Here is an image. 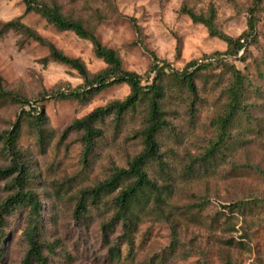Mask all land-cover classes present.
Instances as JSON below:
<instances>
[{"label": "rangeland", "instance_id": "374dc122", "mask_svg": "<svg viewBox=\"0 0 264 264\" xmlns=\"http://www.w3.org/2000/svg\"><path fill=\"white\" fill-rule=\"evenodd\" d=\"M55 1L64 15L93 29L103 45L118 53L123 69L138 73L143 84L152 77L149 68L154 56L159 65L167 62L173 70H182L192 60L226 49L224 41L180 12L185 0ZM186 2L196 12L207 13L213 6L216 28L230 36L248 28L253 0ZM24 9L23 0H0V22L22 15ZM254 16L255 38L246 45L244 60L227 58L197 74L195 118L188 114L187 92L162 76L161 107L169 123L157 135L163 164L150 162L146 171L165 199L157 206L151 199L147 211L142 210L130 244L122 238L120 223L112 229L110 243L102 236L101 224L114 214L118 190L106 196L100 207L89 210L84 220L74 218L73 210L81 189L107 178L114 167H125L142 149L140 131L147 101L119 121L108 117L101 126L103 136L85 159L80 133L70 131L62 137L64 129L94 108L124 99L129 87L113 85L86 102L55 98L57 91L82 82L78 73L50 59L47 47L17 32L0 35V88L29 101L0 100V133L11 127L22 110L40 107L46 117L43 144L37 140L31 118L24 115L17 145L29 173L26 188L40 201L38 232L48 264H264V0ZM21 21L65 55L81 59L90 73L104 68L90 41L72 31L57 30L35 12L23 15ZM232 66L247 79L246 102L253 117L240 116L221 154L207 167L199 166L202 161L191 159L203 154L215 137L212 119L226 103ZM10 163L0 143V169ZM13 191L10 178L0 175V203ZM240 200L248 202L241 210L224 207ZM30 215L25 205L5 216L0 264H21ZM173 226L179 246L172 256L167 249ZM111 244L117 246L119 256H111Z\"/></svg>", "mask_w": 264, "mask_h": 264}, {"label": "trees", "instance_id": "16d2710c", "mask_svg": "<svg viewBox=\"0 0 264 264\" xmlns=\"http://www.w3.org/2000/svg\"><path fill=\"white\" fill-rule=\"evenodd\" d=\"M186 1L181 5L180 12L186 14L193 23L204 25L210 36L224 41L226 49L224 51H215L205 56L204 60L201 61L192 60L182 70H173L167 62H162L159 65L156 56H154L149 68V73L152 74V77L147 84L142 83V78L138 73L123 69L118 53L114 49L103 45L93 29L86 26L82 20L64 15L62 8L55 0H23L25 9L22 15L6 22H0V35L8 31L17 32L24 38L31 39L47 47L50 59L62 63L78 73L82 80L78 86L67 91H57L53 97L86 102L100 91L113 85L123 83L129 87V93L124 99H116L104 106L96 107L81 118L72 121L64 129L62 137L70 131L80 133V140L84 147L83 157L85 159L93 151L96 141L103 136L101 126L108 117L113 116L116 121H119L128 112L135 110L141 102L147 101L145 122L140 131L142 149L127 162L125 167H114L107 178L93 186L81 189L76 197L73 217L78 220H84L89 210L100 207L102 200L106 196L118 190L113 198L115 212L107 222L101 224L103 240L106 243H110L109 235L117 223H120L122 238L126 243L130 244L132 242L131 233H133L141 218L142 210L147 211L150 200L153 199L156 206L164 202L165 198L162 191L146 171V166L150 162L163 164L157 135L169 123L165 120L161 107V102L165 96V88L161 80L162 76L169 77L179 88L187 92L189 95L188 114L190 118H195L198 100L195 81L197 74L214 64L225 61L227 58L236 59L238 57L244 60L242 55L246 52V45L250 44L255 38L256 19L254 12L261 0H253V6L248 10V28L236 37L230 36L216 28L213 6L209 7L207 13L196 12ZM30 12L39 14L57 30L72 31L78 37L90 41L95 55L105 63L104 68L98 72L90 73L81 59L65 55L53 43L47 41L35 30L25 25L21 18ZM135 28L137 32L140 31L138 26H135ZM239 53H241L240 56H238ZM230 73L231 79L225 88L226 103L221 113L212 119L215 127V137L209 141L203 154L191 159L193 162L202 161L199 166L205 163L207 167L209 162L213 161L218 154H221L228 140L233 137L232 130L240 116L245 117L247 120L253 117L250 110L251 104L246 102L248 89L246 77L241 70L234 66L231 67ZM0 100L29 103L28 100L19 97L17 94L1 88ZM22 112V115L18 117L9 129L0 133L2 148L11 159L8 167L0 169V175L6 178L9 177L10 184L14 189L13 193L0 203V258L3 255L1 245L4 238L2 229L5 223V216L12 213L16 208L28 205L31 215L28 228L25 231L27 248L21 264H48V257L43 252L44 245L39 238L38 232L40 201L34 192L26 188L29 173L22 162V153L17 145L24 115L31 118L30 123L36 129L37 140L43 144L47 137L44 129L46 117L40 107H32V109L22 110ZM188 169L191 170L192 168L189 166ZM256 170H259V168H256ZM247 204L246 200H240L224 207L231 211H238ZM171 229V241L167 251L173 256L177 251L179 242L174 226ZM109 253L113 257L120 255V251L115 244L109 245ZM227 264L232 263L228 261Z\"/></svg>", "mask_w": 264, "mask_h": 264}]
</instances>
